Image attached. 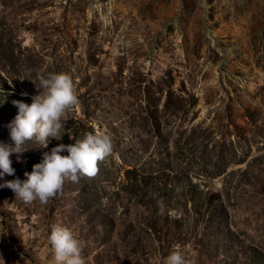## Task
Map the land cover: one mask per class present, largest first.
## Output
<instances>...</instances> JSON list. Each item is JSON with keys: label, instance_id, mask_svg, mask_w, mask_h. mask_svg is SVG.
I'll return each mask as SVG.
<instances>
[{"label": "rangeland", "instance_id": "obj_1", "mask_svg": "<svg viewBox=\"0 0 264 264\" xmlns=\"http://www.w3.org/2000/svg\"><path fill=\"white\" fill-rule=\"evenodd\" d=\"M53 72L78 97L63 135L0 185L88 133L113 149L46 204L0 186V264H55L53 225L85 264H264V0H0V141Z\"/></svg>", "mask_w": 264, "mask_h": 264}, {"label": "clouds", "instance_id": "obj_2", "mask_svg": "<svg viewBox=\"0 0 264 264\" xmlns=\"http://www.w3.org/2000/svg\"><path fill=\"white\" fill-rule=\"evenodd\" d=\"M39 84L43 94L32 95L30 103L12 101L17 113L6 125L11 143L0 141V178L14 174L10 155L26 151L28 141L47 147L50 139L60 140L66 123L65 112L78 102L73 81L67 73L41 75ZM112 149V138L107 132L88 133L74 143L56 144L42 154V159L32 165L30 172H24L25 179L7 180L0 186L10 188L25 204L34 200L46 204L65 181L76 182L79 175L94 176L98 162ZM65 151L66 154H62ZM16 159L19 161L20 156ZM47 239L55 264H85L80 241L71 229L53 225ZM162 264H188L186 253L174 249L163 258Z\"/></svg>", "mask_w": 264, "mask_h": 264}]
</instances>
